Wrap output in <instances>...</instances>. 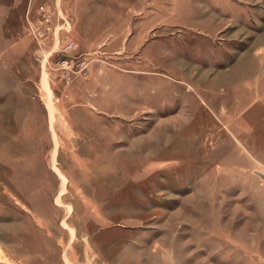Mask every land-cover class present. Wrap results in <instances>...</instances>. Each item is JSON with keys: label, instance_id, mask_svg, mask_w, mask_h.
I'll use <instances>...</instances> for the list:
<instances>
[{"label": "rangeland", "instance_id": "rangeland-1", "mask_svg": "<svg viewBox=\"0 0 264 264\" xmlns=\"http://www.w3.org/2000/svg\"><path fill=\"white\" fill-rule=\"evenodd\" d=\"M0 264H264V0H0Z\"/></svg>", "mask_w": 264, "mask_h": 264}, {"label": "bare ground", "instance_id": "bare-ground-1", "mask_svg": "<svg viewBox=\"0 0 264 264\" xmlns=\"http://www.w3.org/2000/svg\"><path fill=\"white\" fill-rule=\"evenodd\" d=\"M240 66H241V64H240ZM243 67H244V64H243ZM237 68H239V66L237 67ZM242 68V67H241ZM241 71H242V69H241ZM241 71H239V69H237L232 75H231V80L230 79H228V81L230 80V82H223V81H218L217 83H215L217 86L216 87H221V88H223L225 85L224 84H230L231 82H233V81H236V79H239V75H240V72ZM190 72H191V70H190ZM242 73V72H241ZM167 74H169V75H171L170 73H167ZM243 74V73H242ZM175 75V76H174ZM189 75H190V73H189ZM149 75H147L146 77H148ZM174 76V77H173ZM149 77H151V76H149ZM171 77H173V78H176L177 77V73L175 72L173 75H171ZM187 77H188V75H187ZM230 78V77H229ZM177 79H179L180 80V86H183V85H186L187 86V88H190L191 89V92L190 93H192V94H195L196 93V91H197V87H193L191 84H190V81H191V79H187L186 77H180V78H177ZM199 83V82H198ZM200 86H198V87H203L202 85H205L206 84V82H204L203 80L202 81H200ZM164 86V88L167 90V92H170V90L172 89V88H170V86L169 85H163ZM114 88H115V90L112 88L111 90H107L106 92H107V94H109V93H111V95H114L116 92H119L118 91V89H117V87L116 86H114ZM240 98V97H239ZM138 107H139V109H145V108H148V107H145L144 105H138ZM184 110H185V108H184ZM196 110V109H195ZM214 113V112H213ZM220 113V116H222L223 114H222V112H219ZM165 163V162H164ZM162 164V163H161ZM200 200V199H199ZM198 204H199V206L200 207H203L204 205L202 204V202H198ZM197 209H198V206H197Z\"/></svg>", "mask_w": 264, "mask_h": 264}]
</instances>
